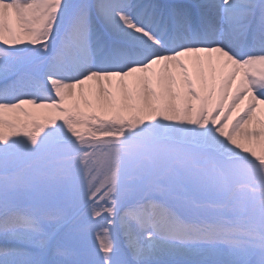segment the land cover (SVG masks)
<instances>
[{
  "label": "bare ground",
  "instance_id": "obj_1",
  "mask_svg": "<svg viewBox=\"0 0 264 264\" xmlns=\"http://www.w3.org/2000/svg\"><path fill=\"white\" fill-rule=\"evenodd\" d=\"M9 7L13 8L17 19L25 25L23 35H35L36 39L43 43L33 45L28 38H23L21 43H4V40L21 38L12 36L6 31V12ZM59 7L56 0H23L22 4L14 2V6L0 4V37H3L0 39V45L5 46L9 51L20 52L27 47L46 44L47 40L43 37L45 34H51L49 25L55 23ZM54 9L56 11H53ZM132 31H137L134 26ZM138 35L143 36L147 43L134 39L126 44L128 48L138 47V49L131 48L133 52L149 55L147 58H141L140 55L136 57L137 66L131 67V64L119 60L122 55L113 52L109 44H97L87 38L75 40L79 47L72 51L61 52L55 63L50 64L47 57L46 63L32 64L30 72L34 74V79L23 81L13 92L0 94L2 99L0 101V137L3 138L0 139V150H4L9 145L21 146L25 139L38 136H53L52 141L59 144L69 142L68 131L65 129L57 131L59 114L54 106L67 109V98H70L74 100V103H79L78 106L88 114L97 113L103 119L118 116L123 126H127L129 121L136 118L145 124V119L153 122L158 117L162 120V124L160 123V127L153 128L152 132L159 137V143L172 134V137L188 139L198 144L200 135L204 133L205 136L207 135V143L214 142L224 158L231 160L246 155L248 151L252 154L257 148L258 162H264V153L258 151L257 139L261 136L264 142V101L256 95L260 89V80L264 77V59L251 60L248 65H237L234 60L226 61L222 68H211L201 62L204 54L188 52L185 49L180 50L185 55H178V53L171 55L159 49L152 37L146 33L140 31ZM178 44L175 43L172 46L176 51ZM153 52H158L159 55L153 56ZM106 53L110 54V57L113 55L117 57L118 62L113 61L112 64L121 71L120 73L93 71L100 56ZM194 53L198 54V58L192 57ZM34 58H37L35 51L21 57L24 64ZM186 60L193 62L186 63ZM176 61H180L182 65L180 72L177 73L171 69L173 73L168 75L165 66L173 67ZM148 66L151 67L152 72L147 71ZM180 73H182L181 76ZM98 79L104 83L106 91L100 88ZM49 86L56 89L57 93L50 92ZM124 91L133 100L141 99V95L144 94L142 91L146 93L144 100L146 104L139 106L140 114H134L125 106L126 96L120 99L124 97ZM80 96L88 103L85 104L82 98H79ZM109 96L115 98L116 109L110 105ZM96 98L99 101H96ZM177 104L180 105L179 113L175 111ZM171 105L174 109L173 113L168 111L171 110ZM31 107L43 108L45 113L35 112L32 109L30 112ZM70 109L73 110V105ZM120 123L118 126H121ZM68 124L64 123L63 127L68 128L70 126ZM173 124H178V128L172 129ZM164 125L166 129H162ZM115 129L109 132L115 134ZM164 130L166 133L163 132ZM218 132L219 137L216 138L215 134ZM248 133L255 137L254 140L248 137ZM103 134L100 133L101 136ZM204 144L202 142V145ZM240 146H245L247 152L239 150ZM121 167V164L114 163L109 170L114 171ZM27 168L22 174H28ZM73 170L53 164L39 168L35 172L36 178L19 174L0 180V188L7 184L27 185L40 180L44 195L53 194L54 191L60 195L57 200H54L56 206L55 204L46 206L40 198L34 203H27L34 215L24 218L21 223L27 226L28 232L31 233L32 243L43 245L42 248L35 249L38 253L43 251L47 254L50 251L52 258H60V255L71 250L74 252L75 259L87 260L90 258L91 249L86 246V241L94 240V247L99 248L100 251L106 250L107 236L117 233L123 244L148 261H152L153 257L155 259V256L158 262H163L165 259L167 261L170 258L177 261L179 258L183 260L186 258L188 264H246L249 260L255 261L251 257H243L234 249L235 244L228 237L225 238L220 234L221 231L227 230L221 220L211 218L208 219L210 222H206L200 219L198 214L187 211L185 216L200 220H196L195 227L187 220L182 223L187 228H179L176 226V220L173 219L171 209L156 200L159 206L156 217V221H160L157 222L159 229L155 228L151 232L161 236L158 241L153 242L151 235L142 229L128 230L125 217L135 212L132 210L134 207L126 210L124 216L120 215L117 221L113 222V228L109 224V215L103 209L96 207L93 208L90 216L84 214L79 218L77 228H81L84 240L78 239L77 243H73L77 230H71V226H68L62 235H57L61 231L59 225L69 219L65 213L70 206L68 200L64 199V191L71 184L69 181L74 180L71 175ZM29 174H33L31 169ZM65 182L67 184L63 188ZM243 185L249 187L243 189L249 196L263 199L264 195L258 193L256 186ZM183 206L186 209V206ZM202 222L204 226L202 225L201 228L205 229L204 232L201 229L197 230ZM162 227H164L163 231L160 230ZM58 245L67 247H58ZM160 247L166 252L159 250Z\"/></svg>",
  "mask_w": 264,
  "mask_h": 264
},
{
  "label": "rangeland",
  "instance_id": "obj_2",
  "mask_svg": "<svg viewBox=\"0 0 264 264\" xmlns=\"http://www.w3.org/2000/svg\"><path fill=\"white\" fill-rule=\"evenodd\" d=\"M49 42L27 47L16 53L22 57L28 52H33L34 49H40ZM5 51L9 50L0 45V53ZM131 55L135 60L127 53L122 55L119 60L122 59L131 65H136V57L139 55L141 57L142 54L136 52ZM192 57L198 58L196 54ZM45 62L46 55H39L26 62L24 66L28 71H31L32 64L40 65ZM101 63L104 64L106 61L102 59ZM180 65L175 62L173 67L165 66V70L168 75L173 73L171 69L179 73L182 68ZM147 71L152 72L149 69ZM181 75L182 73H180ZM99 86L103 88V86ZM48 90L57 93L52 86H49ZM142 92L144 94L139 100L131 99L126 91H124V97L120 98L124 99L126 96L125 106L130 108L134 114H140L139 106L146 104L144 103L146 93ZM79 98H82L85 104L88 103L82 96ZM67 100L69 102L66 105L67 109L60 106H54V109L59 114V120H57L58 117L56 118L58 121L57 131L62 129L68 131L69 142L54 144L51 139L53 136H38L25 139L21 146L9 145L4 150H0V180L19 174L36 178L35 172L39 168L53 164L76 170L75 174L74 170L71 174L74 180H68L71 184L64 191V199L68 200L70 206L65 213L69 219L59 225L61 231L57 235H62L68 226H71V230H77L73 243H77L78 239L83 241L82 230L77 228L79 226L77 222L84 214L90 216L93 208L103 209L109 215V224L112 226L120 215L124 216L125 211L132 208L126 207L130 203L129 200L138 201L143 197H151L169 207L174 216L173 219L177 222H186L187 219L193 222L200 219L210 222L208 219L211 218L221 220L227 230L221 231L220 234L231 239V242L235 244L234 249L243 257H251L255 261L260 259L261 250L264 249V196L263 199L251 197L243 191V189L249 188L243 184H250L256 186L259 190L258 193L264 195V162H258L257 148H255V153L251 154L248 151L246 155L238 156L231 161L221 155L214 142L207 143V135L205 136L204 133L200 135L198 144L188 139L172 137V134H169L165 137V144L156 147L157 163L152 173L147 177L154 152L147 147L143 149L141 141L147 143V146L159 141V137L152 132V129L156 126L160 127L162 120L158 117L153 122L145 119V124H143L136 118L129 121L127 126H123L119 122L118 116L103 119L100 114H88L78 106L79 103H74V100L70 98ZM96 101L99 99L96 98ZM109 102L116 109V100L113 96H109ZM72 105L73 110L70 109ZM170 108L171 110L168 111L173 113V106L171 105ZM31 109L35 112L45 113L43 108L31 107L30 112H32ZM160 111H162L161 108ZM175 111L180 112V105H176ZM64 123H69L70 126L65 128L63 127ZM119 123L121 126H118ZM177 125L173 124L172 129H177L179 126ZM163 128L166 129V126L164 125ZM114 129L115 134L109 132ZM163 132L166 133V130ZM245 132L247 133L246 128ZM100 133L104 134L101 136ZM215 135L218 138L219 132ZM248 137L253 140L255 138L250 133H248ZM258 137V151L264 153V142L261 140V136ZM202 142L205 144L202 145ZM239 150L247 152L245 146H240ZM114 163L124 165L121 170L119 169L120 173L116 177H113L114 173L119 170H109ZM25 168H27L28 174H22ZM29 169L33 174H29ZM40 182L37 180L31 184L27 183V185L22 183L3 185L0 188L2 191L0 196L7 199L18 198L25 203H34L40 198L42 203H46V206L53 204L56 206L54 200H57L60 195L55 191L53 194L44 195ZM66 184L67 182L63 184V188ZM183 205L186 206V209ZM187 211L198 214L200 219L188 218L185 216ZM128 217V230L134 231L135 226L132 221L134 217L132 215ZM21 225L28 231L27 226L22 223ZM201 230L205 231L203 228ZM107 238L106 250L103 249L99 252L105 258L112 255L117 243H122L117 233H112ZM86 243L89 249L95 245L94 240L86 241ZM159 250L166 252L161 247ZM71 258L75 259L73 256ZM157 260L158 258L155 256V259L153 257L150 262L151 264H188L186 258L184 260L179 258L178 261L171 258L167 261L165 259L163 262Z\"/></svg>",
  "mask_w": 264,
  "mask_h": 264
},
{
  "label": "snow or ice",
  "instance_id": "obj_3",
  "mask_svg": "<svg viewBox=\"0 0 264 264\" xmlns=\"http://www.w3.org/2000/svg\"><path fill=\"white\" fill-rule=\"evenodd\" d=\"M23 0H0V4L13 5ZM60 7L55 23L49 25L50 41L47 47L34 49L37 56L46 55L51 63L78 38L100 44H111L117 55L131 54L126 44L132 40L147 41L138 35L150 33L161 43L179 42L180 49L204 54L201 62L211 68H222L226 61L248 65L251 60L264 59V0H56ZM53 11H56L55 9ZM6 31L21 37L4 43H21L23 38L35 45L43 43L35 35H23L25 25L18 20L12 7L6 12ZM137 29L132 31V27ZM3 39V37H0ZM175 51V49H173ZM153 56L159 55L153 52ZM178 55H185L184 52ZM192 63V60H186ZM251 70V69H249ZM34 79L15 50L0 53V94L15 91L25 80ZM10 82V83H9ZM256 95L264 101V77ZM22 103H25L22 101ZM0 139H3L0 137ZM144 218L149 232L158 225V205L151 197L131 201ZM34 215L27 203L0 196V264H151L123 243H117L108 258L93 247L87 260L72 259L73 251L49 258L52 253L37 252L32 235L21 221ZM58 247H67L58 245ZM246 264H264V249L260 259Z\"/></svg>",
  "mask_w": 264,
  "mask_h": 264
}]
</instances>
